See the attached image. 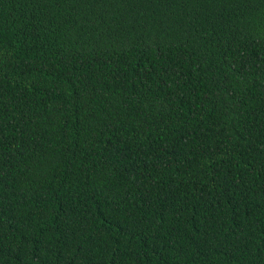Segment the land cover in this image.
<instances>
[{
    "label": "trees",
    "instance_id": "obj_1",
    "mask_svg": "<svg viewBox=\"0 0 264 264\" xmlns=\"http://www.w3.org/2000/svg\"><path fill=\"white\" fill-rule=\"evenodd\" d=\"M0 264H264V0H0Z\"/></svg>",
    "mask_w": 264,
    "mask_h": 264
}]
</instances>
